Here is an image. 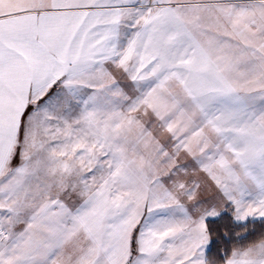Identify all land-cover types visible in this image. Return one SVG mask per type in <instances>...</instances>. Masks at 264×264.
<instances>
[{
    "label": "snow or ice",
    "instance_id": "1",
    "mask_svg": "<svg viewBox=\"0 0 264 264\" xmlns=\"http://www.w3.org/2000/svg\"><path fill=\"white\" fill-rule=\"evenodd\" d=\"M0 264H264V0H0Z\"/></svg>",
    "mask_w": 264,
    "mask_h": 264
}]
</instances>
